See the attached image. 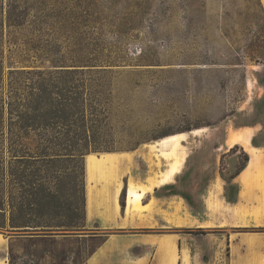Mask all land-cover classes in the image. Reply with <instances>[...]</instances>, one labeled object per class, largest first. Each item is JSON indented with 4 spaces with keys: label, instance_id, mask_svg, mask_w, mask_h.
I'll use <instances>...</instances> for the list:
<instances>
[{
    "label": "rangeland",
    "instance_id": "rangeland-1",
    "mask_svg": "<svg viewBox=\"0 0 264 264\" xmlns=\"http://www.w3.org/2000/svg\"><path fill=\"white\" fill-rule=\"evenodd\" d=\"M16 1L22 4L27 27L18 41L31 56H38L32 53L33 47H45L67 66H76L70 69L82 70L85 84H111L114 90L118 109L108 140L116 150L112 153L122 155V160L94 178V187L101 186L106 177L119 182L122 209L128 180L138 184L148 176V185L150 178L162 172L156 182L161 184L171 164L182 161L168 181L173 184L156 193L157 197L175 196L191 214L201 215L207 208L206 197L218 183L223 205L232 199L235 202L230 204L238 202L241 187L236 179L232 185L227 180L242 151L228 153V140L240 134L253 149V145L264 149V15L258 0ZM237 52L251 59L246 57L244 65H238ZM3 57L6 75L13 65L6 47ZM196 130L204 132L193 136ZM171 135L181 138L171 147L157 145ZM136 141L142 142L137 149H125ZM236 146L246 153L243 146ZM104 154L88 156L103 159ZM250 161L242 176L256 166V149ZM252 178L261 190L264 173L260 168ZM9 184L15 206L17 191L12 180ZM127 188L128 194L136 195L132 184ZM69 194L65 191L61 199L65 204L71 200ZM245 205L249 210L258 207L255 200ZM127 207L134 208V204ZM13 214L17 215L15 210ZM204 218L214 227L203 231L217 236L220 229L216 226L226 225L229 214L221 207ZM237 225L264 228L251 222ZM235 229L222 233L228 235ZM146 230L153 234L172 231ZM7 235L0 232V264H84L94 246L85 239Z\"/></svg>",
    "mask_w": 264,
    "mask_h": 264
},
{
    "label": "trees",
    "instance_id": "trees-1",
    "mask_svg": "<svg viewBox=\"0 0 264 264\" xmlns=\"http://www.w3.org/2000/svg\"><path fill=\"white\" fill-rule=\"evenodd\" d=\"M21 5L0 0V232L9 237L76 236L85 231V157L116 152L108 138L118 104L111 84H85L82 70L70 69L76 66H67L45 47L32 48L38 56L29 54L18 41L27 28ZM258 5L264 15L260 0ZM5 47L13 59L6 75ZM236 55L238 65L251 59ZM141 143L125 149L133 151ZM237 149L242 157L227 180L230 185L249 160L239 146L228 153ZM11 180L17 191L15 206L8 190ZM67 190L71 200L65 204L61 199ZM235 230L264 232V228ZM186 233L206 234L200 229Z\"/></svg>",
    "mask_w": 264,
    "mask_h": 264
},
{
    "label": "crops",
    "instance_id": "crops-1",
    "mask_svg": "<svg viewBox=\"0 0 264 264\" xmlns=\"http://www.w3.org/2000/svg\"><path fill=\"white\" fill-rule=\"evenodd\" d=\"M260 1L264 7V0ZM253 146L256 149V166L242 176L251 160V156L248 155L246 166L236 177L241 187L238 202L235 205L230 203L223 205L219 199L221 186L217 183L214 190L206 197L207 208L201 215L191 214L185 204H179L180 199L175 196H156V193L173 184V180L164 184L156 183L162 172L150 178L148 185L146 182L148 176L144 182L138 184L131 179L128 180L125 186V206L121 209L118 196L122 186L119 182L104 177L106 181L98 184L101 185L99 187L93 186L96 178L88 183L86 168L90 156L87 155L85 231L81 235L57 237L77 241L85 239L87 242H92L94 246L84 264H264V232L232 230L234 232L229 231L228 235L222 233L227 231V228L246 227L237 224L251 222L256 226L264 225V187L259 190L252 178L257 168L264 173V149ZM226 149L229 151L228 148ZM130 184L136 188L138 197L137 200L129 202L134 204V208L127 207L129 205L127 194L131 191L127 187ZM146 185L147 189L141 190V187ZM89 189L92 191V202L89 201ZM153 199L154 206L151 205ZM252 200L257 202L258 207L249 210L245 204ZM221 207L228 212L229 220L226 225L223 222L216 226L220 229V235L216 236L210 232L196 235L183 230H180L182 233L173 230L211 229L210 227L214 225L210 226L211 223L204 218V215H208L209 212L213 214ZM145 208H148V211H143ZM156 228L172 231L163 234L140 232Z\"/></svg>",
    "mask_w": 264,
    "mask_h": 264
},
{
    "label": "bare ground",
    "instance_id": "bare-ground-1",
    "mask_svg": "<svg viewBox=\"0 0 264 264\" xmlns=\"http://www.w3.org/2000/svg\"><path fill=\"white\" fill-rule=\"evenodd\" d=\"M203 132H204L203 130L202 131L196 130V131H193L192 134H193V136H198ZM180 138H181V135H171V136H168V137L160 140L157 145L162 147V148L171 147L176 142H178ZM238 144L243 146L244 149H246V152L251 157H254L255 149H253L252 147L249 146L246 138H244L240 134H234L228 140V147L232 148L233 146H236ZM103 156H104V158L101 160H97L94 157L89 158L87 168H86L88 183L94 178H97L100 176L102 177L103 174L105 173V171L109 167L115 165L116 162H119L122 160V155H119V154L106 153ZM250 163H251V161L248 163L247 167L250 165ZM180 164H182V161L178 165L171 164V166L167 169L166 173L164 174L163 179L161 181V184L168 182L172 177H174L176 175V173L178 172V168H179ZM88 195H89V201L92 202V191H91V189H89ZM113 196H114V193H113ZM137 198L138 197L136 195H131L130 193L127 194L128 202H131L133 200H137Z\"/></svg>",
    "mask_w": 264,
    "mask_h": 264
}]
</instances>
